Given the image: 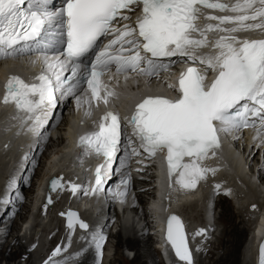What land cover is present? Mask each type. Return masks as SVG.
Instances as JSON below:
<instances>
[{
	"label": "snow or ice",
	"instance_id": "1",
	"mask_svg": "<svg viewBox=\"0 0 264 264\" xmlns=\"http://www.w3.org/2000/svg\"><path fill=\"white\" fill-rule=\"evenodd\" d=\"M24 2L0 0V54L6 57V47H12L21 37L27 39L38 35L46 20L59 17L61 23L66 22L68 63L82 57L101 36L112 31L111 25L118 16L128 20L129 17L121 10H131V5L142 4L136 28L124 25L122 30H116L117 39L99 53L91 66L87 84L92 98L103 99L105 103L112 93L101 97L99 78L110 63L115 62L117 72L136 70L146 63L147 68H140V71L151 75L167 67L159 62L160 58L177 55L191 58L195 49L206 45L207 31L227 33L214 43L213 47L218 49L214 56L199 60L217 72L210 83H206V74L189 67L180 74L176 98L147 97L136 106L130 118L142 146L150 155H155L157 150H166L169 176L178 173L176 183L183 188L194 189L198 181L205 178L206 172L215 171L202 167L200 162L220 146L219 133L249 126V116L264 120V39L240 40L233 35L264 28V23H247L264 20V0H258L259 7H256L257 0H243L242 3L238 0L231 7L226 3H210L209 0H66V7L58 13H49L41 6V0H36V10L25 12L21 7ZM198 4L236 15L208 16L206 19L216 20L218 24H209L201 31L195 24L199 18ZM196 31H200L203 38L194 39L192 33ZM117 43L121 45V52L130 54L110 55L107 49ZM124 44L130 47L125 49ZM141 51L146 55H141ZM44 60L47 63V57ZM52 66L63 69L65 63L57 60ZM78 68L79 64L72 67V76H76ZM37 79L39 83H28L18 76H11L3 97L5 104L14 102L17 109L29 114L27 120L33 121V131L42 126L44 121L41 116L46 117L47 109L55 103L51 80L43 75ZM56 81L58 86L63 83L59 75ZM237 106L240 110H236ZM109 119L111 123L106 124ZM119 127L118 114L106 113L101 118L99 131L87 138L88 145L97 153L112 157L119 141ZM186 157L188 160L185 162ZM101 182V169L97 167L95 185L99 186ZM52 186L55 188L56 183L53 182ZM68 215V226L72 228L71 218L76 214L70 212ZM79 226L82 229L89 227L84 222H80ZM167 238L176 255L191 264L183 226L176 216H171L168 221ZM94 239L97 249H101L106 237L100 235ZM60 251L57 248L53 255ZM261 264H264V245L261 246Z\"/></svg>",
	"mask_w": 264,
	"mask_h": 264
},
{
	"label": "bare ground",
	"instance_id": "2",
	"mask_svg": "<svg viewBox=\"0 0 264 264\" xmlns=\"http://www.w3.org/2000/svg\"><path fill=\"white\" fill-rule=\"evenodd\" d=\"M239 2L242 3L243 0H239ZM248 22H252V21H248ZM253 22H255V21H253ZM196 23L199 24L197 26V28L200 29L201 31H203V28L204 29L206 28V26H203L202 24H200V20H196ZM217 24H218V22H217ZM224 26L229 27L231 25H224ZM205 34L207 36V43L203 47L202 52H206L208 54H216L218 52V49L213 47L214 43L221 36L227 35V33L221 32L219 30H213V31H207ZM194 35H195L196 39H199L201 37L200 31H199V34L196 31L194 33ZM233 35H236L238 37V39L252 38V37L264 39V28L252 29L249 31H241V32L235 33ZM209 37H211V39H209ZM192 63H195V62H192ZM9 65L13 66L15 64L10 63ZM153 78H155V76H153V77L150 76L149 79H153ZM113 89L115 92L114 94H116V95L112 94L113 95V98H111L112 101L118 103V105H120V106L121 105L125 106V105H127V103H129L130 97L133 94V92L138 91V89H140V87L136 86V88L133 89L128 85V82L123 81L120 83L117 82L115 85V88H113ZM110 102H111V100H107V103L98 102L94 106H89L86 111H83V109L80 108V111H79L80 115L79 116L80 117L85 116L87 114V111H93L96 109L100 110L104 106L109 105ZM3 108H5V107L0 106V120L5 116V113L2 110ZM90 116L91 115L88 114L86 116V118H89ZM60 117H62V114L60 115ZM77 118H78V115H75V119H73L74 123L77 122V120H78ZM71 127L75 128V129L77 128L76 124L69 126L68 131H70V132H74V130H75V129H72ZM45 129H48V131H50L53 128L48 127ZM14 130H15V128L11 127L10 131L2 134V136L7 137L9 135V133H12ZM44 131H46V130H44ZM14 134H17V132H15ZM19 134H21V131L19 132ZM244 134L247 136L248 140L252 139L255 136V133L251 132V131H245ZM13 138H18V137H13ZM241 138L242 137H240V140H241ZM237 140H239V139H237ZM237 140H234L232 145L239 146V144H241V143H240V141L236 142ZM2 142L3 141L0 140V160H1L0 162H2V168H0V171H2V176H0V188L5 183V185L2 187V190L5 188V186H9L8 187L9 191L5 188L3 193H2V197L0 198V212L3 210V208H5L7 206L9 207V204L12 203L8 198L9 193H15L16 190H21V192H20V194H18V196H16V199H15V201L17 203H19L20 211H18V209H15L16 205L12 208L13 209V212L11 211L12 212V216H11L12 222H11L9 228L5 231V232L10 231L9 230L10 228L12 229V231L13 230L15 231L14 234H8V235H10V237H11L10 239H12V240H11V242H8L7 240L4 243H2V241L0 242V258H1L0 262H1V260H5V261H9L8 264H15L17 260L22 261V260L27 259V264H32L30 262L31 256H29V254L27 252H25L21 248V246L19 245L18 236L20 233V230H19L20 228H19L18 222H22V223L24 222L25 223V220H26V217H27V214L29 211V205L26 203V199H27V197H29V199L31 200L32 195L34 193H36L38 190V188H37V190H35L36 187H39L40 185L37 186L38 184L34 183L31 180L32 178H30L32 183H30V184L26 183L24 180H26V179L28 180L29 177H26L24 179L22 176V173H21L23 171L17 170V169L14 171L15 172L14 178L9 179V182H5L6 174L8 172V169L10 168L9 163H11L12 161L4 163V160L2 158H6V156H5L6 153H4V151L1 149V143ZM228 143H230L229 140H227V139L222 140V145L226 147V149H227L226 152H228L223 156V160L226 161L227 165L221 166L220 163L215 160V158H214L215 154L213 155L210 151L208 157L206 159H204L203 161H201L200 163L203 166H205V168H207V169L208 168L213 169L211 166H217V167H215L216 168V169H214L215 171L206 172L205 178L199 180L194 189L183 188V187H181V185L177 184L176 179L178 178V173H175L173 175V176H175V179L173 180V182L170 181V178L166 180L168 182L163 181V186H160L161 182H158L159 189H158L157 193H164L163 196L166 198L165 199L166 201L165 202L163 201L164 202L163 205L161 203V199L158 198V194H157L156 199H154L153 193L150 194V191H149V189H153V185H151V182L154 181L155 176L151 172H147V170L148 169L151 170V168H153V167L152 166H148L147 168L144 167L145 171L142 174V178L137 181V189H136V193L134 194V198H135V202L138 203V206L141 208L140 210H142V212H143V220L145 221V223H143V225H142L141 230H144V226L147 227L146 232H143L141 234H142L143 238H144V236H146L147 238L146 239L145 238L140 239L137 237V235H132L131 237L128 236L127 239L125 238L126 240L124 241V240H122L121 235H118L116 237L118 240L117 246L119 247V246L123 245L125 247H129L131 250L133 248L136 253H135V257L131 263H128L124 259L123 255H118L117 258H114L113 259L114 263L118 262V264H147V261H145V258H148L152 261L153 257H155L154 260H157V261L152 263V264L160 263L158 258H157V256H158L161 259L160 253L155 248L150 246L152 239H151L150 235L148 236V234H149V233H147L148 230L154 231V233L152 234L153 238L160 237V235H161L160 231H161L162 223H163L162 217L167 211L173 210L172 208H174L175 212H177V215H179L182 218V214H181L182 211L181 210L193 209V208L195 209L199 205H202V208H203V206L205 204H207L208 207H210L212 209H217V208L220 209L219 221L224 226L223 237L221 238L220 241L217 242V244L215 243L217 245V248L216 247L214 248V250L216 249V251L222 250V255H221V257H219V259L216 262H213L212 264H241V262L244 264H255L254 258L256 256V242L258 240L259 235L262 233V231L264 229V199H263V207L262 206L259 207L257 205V203L254 199L255 197H253V195L257 196V193H258V197L260 196L259 198H261V197L264 198V192H263L262 188L260 187V186H263L261 184H264V142H256L257 150H259V155L262 156L263 161H262L261 165L258 166L256 170H254V168L256 167V165L258 163L257 158H256V164H254V168L252 167V169L250 170V173H251L250 175L248 173L245 174V171H244L246 169L245 168V162L248 159L250 160V162L254 160V158H255L254 156H255V153H257L256 152L257 150L255 151V150H253V148L251 149V147L255 143L250 145L249 147L248 146H242V154H239V155L234 154V153H237L236 150L232 149L233 147L229 146ZM9 144H10V148L7 151L10 153L13 150V148L11 149V147L16 145L17 142H12V140H10ZM45 146H46V143H45ZM246 147H248L249 150L245 153ZM46 148H47V150H46ZM46 148L43 149L42 145H39L36 143L28 152H25L24 158H26L27 156L29 157L30 155H31V157H34V159L39 157L36 165H34L35 160L32 159L34 161L33 163L30 161L31 165L28 166V169L32 168V170H33L30 177L34 176V178L36 177V179H39L41 174H42L41 177H43V178L47 177L49 175L48 172H47L48 173L47 174L46 172L42 171V164H44V162H46V161L49 162L51 159V157H50L51 154L50 153L48 154V152L51 150H50L49 146L48 147L46 146ZM218 150L219 149H216L215 152H217ZM71 151H73L74 153L77 154L76 159L74 158V155L71 153ZM69 153L72 154V159H73V161L76 160V162L80 161V159L83 160L85 158L84 155L79 156L80 153H83L81 151V149L68 148L65 151L60 149L58 152L55 153L56 155H53V157L58 156L57 154H60L61 157H60L59 163H61V162L62 163L61 164L58 163L57 165H55V166H58V168L55 166L54 167L51 166L52 168L49 167L50 169H52V171L51 170L50 171L54 172L55 170H58L59 167L62 168V170H64V169L67 170V168H70V166L68 165V163L70 162L69 161ZM130 155H134V157L139 156V154H130ZM19 156H17V158L15 156V160L18 159ZM117 156L122 158L123 160L129 159L128 158L129 155H127V154L124 155L121 152H118ZM43 159H46V161H44ZM72 159H70V160H72ZM28 161H29V159L27 161L26 160L23 161L22 166L24 165V168H25V163L29 164ZM84 161L85 160L81 161L80 162L81 166L79 168H74L73 171H75V170L81 171L82 166H84L83 165ZM72 162H70V163H72ZM0 166H1V164H0ZM131 166H134V165H131ZM135 167H137V166H135ZM231 169H233V171ZM230 171L233 172L231 174L232 178L229 176L226 177V174H228V172H230ZM127 172L128 173L131 172V168H129L128 165H124L119 170L120 174H124ZM254 172H256V174H257V181L259 179V181H261L263 183H259V185L255 184L254 176H251L254 174ZM159 177H160V175H159ZM245 177L246 178L248 177V179H245ZM259 177H261V178H259ZM39 180H38V182H39ZM42 181H43V179H42ZM235 181H237V183L239 185ZM16 183H18V188L15 185ZM218 184H222V188L228 187V186H230V184H232V186L235 185L233 190H229V192H230L232 199L234 201H235V197H236V199H237L236 202H237L238 207H239V205H238L239 203L243 204V205L245 203L247 204V207L245 204L246 208L243 207L245 209V211H244V209H241L240 211L238 210L240 215L243 212L242 214L245 216L244 219H241L240 221H238L240 216H238L239 213L235 212V210H233L232 206L230 205L231 200L227 196L221 194L217 189H215V186H217ZM212 187L214 188L213 194H217L219 196L218 197L219 201L215 199L216 200L215 203H214L215 200H213V199L208 200L209 199L208 195H210V193L209 192L207 193V191H208L207 188L211 189ZM159 190H160V192H159ZM62 192H64L63 189L60 190L59 192L51 194L50 196H51V198L55 197L57 199H61V203H62L65 201V198H66L65 194L63 195ZM204 192H206V194H204ZM0 193H1V190H0ZM21 194H22V197L20 196ZM145 194H148V195L150 194V196H151L150 206L152 208L150 209V212H152V217L154 220L150 222V223H152L151 224L152 226H150V228H148V225H147V223L149 222L148 218L150 217V215H148V213L146 212L147 210L145 208H143V206L145 204V201H143V198H145L144 197ZM121 202H123V201H121ZM58 205L59 204L57 203L56 206L52 205V207H51L52 210H50V211H52V214L54 217H56V212L59 211ZM96 205H97V203H96ZM166 206H167V208L164 210V212L162 211V213H161L162 215L159 216L160 210H162V207H166ZM74 207H76L75 204L66 203L64 205V210H66L67 208H74ZM240 208H241V206H240ZM258 208H259V210H258ZM255 210H257V212H256L257 214H253L255 212ZM21 211H23V212H21ZM211 213L212 212H210V209L207 208L206 213H205L208 215L207 223H209L210 220L212 219ZM126 215L128 216L129 220H131L132 214H131L130 210H126ZM81 216H82V214H81ZM54 219H56V218H54ZM108 220L109 219L107 217H105L104 221L101 223V230L104 229V227L106 226V222ZM182 220H183V218H182ZM55 221L57 222V221H59V219H56ZM183 222H184V220H183ZM245 222H246V224H245L246 227L241 228L240 224L245 223ZM185 223H186L185 229H186V232L188 235L189 244H190V247L193 248V250H194V248L196 249V243L198 241L197 239H198V237H199V239L202 237L203 232L202 233L197 232V233L193 234L192 229H193V226H196V222L191 220V222L188 223V220H186V217H185ZM114 224H115V227H119L117 216H115ZM119 228L121 229V227H119ZM156 228L159 229L160 231L159 232L155 231ZM75 231L78 233L77 230H75ZM104 231H106V229ZM116 234H117L116 231L114 233L112 231L110 232V235L115 236ZM42 238L43 237H41V242L44 245L48 242L47 241L48 238L47 237H44V239H42ZM158 247L160 248V250L162 252V256L165 259V261L166 262L172 261V259L170 257V253L167 251L165 244L161 241L160 238H159V242H158ZM81 252H82V250L78 254H76L75 256H79V254H81ZM205 252H206V250H205ZM128 253H131V252H128ZM236 253H238V257L235 255ZM151 254L153 255V257L151 256ZM195 254H197L196 250H194L193 264H195V262H196ZM206 254L207 255L210 254V250L207 251ZM82 255L84 257H82ZM82 255L80 256L78 261H75L74 264H97V260H95L94 253L89 252V253H85ZM129 255H131V254H129ZM71 260H68L67 263L70 262ZM56 264H65V263L60 261V262H57Z\"/></svg>",
	"mask_w": 264,
	"mask_h": 264
},
{
	"label": "rangeland",
	"instance_id": "3",
	"mask_svg": "<svg viewBox=\"0 0 264 264\" xmlns=\"http://www.w3.org/2000/svg\"><path fill=\"white\" fill-rule=\"evenodd\" d=\"M256 7H259L258 0H257ZM255 22H259V23L263 22L264 23V20L258 19ZM162 73H163V71L162 72H159V71L158 72H155L152 75V77L153 76L156 77V76H158L159 74H162ZM68 119L69 120H73V119H75V116H73V117L71 116V118H68ZM60 121H63V115H62ZM60 124L61 123H59V125H57V126H50V127L53 128L50 131H48V132H50V136L47 137L44 142H42L41 144H39V145H42L43 146V149H45L46 146L47 147L49 146V148L51 150V151L48 152V154L49 153L51 154L50 155V157H51L50 161L47 162L46 159H43L46 162H44V164H42V171L43 172H46V173L47 172L49 173V172L52 171V169H50L49 167H51V166L54 167L55 165H57L59 163V160H60V157H61L60 154H57L58 156L53 157V155H56L55 153L58 152L60 149L63 150V145L61 144V140H62L61 137H62L63 132H62V129H61ZM46 130H48V129H46ZM238 141H240V143H241V140H237L236 142H238ZM45 143H46V146H45ZM228 144H229V146L233 147L232 149H235L236 150V152H237L236 155L242 154V146H244V145L239 144V146H235V145H232L230 143H228ZM252 148H253V150L256 151L257 150V144L252 145L251 149ZM46 150H47V148H46ZM248 150H249V148L246 147L245 153ZM256 152L257 153H255V156H254L255 158H254L253 161L250 162V160L248 159L245 162V168H246L244 170L245 171V174L246 173H248L249 175L251 174L250 173V170L252 169V167L254 168V164H256V158H257V162L258 163H257L256 167L254 168V170H256L257 167L261 165V163L263 161L262 160V156L259 155V150H257ZM4 153H6V155L4 154L6 156V158H2L4 160V163L11 162L12 161L11 162V165H12V163L15 161V158L14 159H11L9 157L10 156V153L8 151L7 152L4 151ZM132 157H133L132 155H129L128 161H133L132 160ZM28 159H29V161H28L29 164L25 163V168H24V165L23 166L22 165L19 166V169L18 170L23 171L21 173H22V176H23L24 179L26 177H29L28 180L27 179L24 180L26 183H29L30 184L33 181L34 183L38 184L37 186H39L40 183H41V181H42V179H43V177H41L42 174H41V176L39 178L40 180L39 179H36V177L34 178V176L33 177L32 176L30 177V175H31V173H32L33 170H32V168L31 169H28V166L31 165V162L32 163L34 162L33 160H35L34 165L37 164V161H38L39 157H37L36 159H34V157H31V155H30L29 157L27 156L26 158H24V160H26V161ZM61 163H59V164H61ZM0 164H1V168H2V162H0ZM130 164L131 165H137V164H134L132 162H130ZM55 167L58 168V166H55ZM144 167L147 168L148 166H144ZM129 168H130V166H129ZM148 170H150V169H148ZM0 176H2V171H0ZM251 176H254V182H255L256 185H259V183H263V182L259 181V179L257 181V174H256V172H254V174L251 175ZM30 178H32L31 179L32 181L30 180ZM259 178H261V177H259ZM9 179H11V175L9 177V175L6 174L5 182H9ZM245 179H248V177L247 178L245 177ZM38 180H39V182H38ZM15 185L18 188V183H16ZM151 185H154V181L151 182ZM261 185L264 186V184H261ZM263 186H260L262 188V190H264V187ZM8 187L9 186H5V188L9 191V188ZM37 188L38 187H36L35 190H37ZM149 191H150V194L153 193L154 188L153 189H149ZM20 192H21V190H16L15 193H9L8 194V198H9V200L12 203L9 204V207L8 206L5 207V210L10 215V218H11V215H12V212H13V209L12 208L15 205H16L15 206V209H18V211H20L19 203H17L15 201L16 196H18V194H20ZM150 194L149 195L148 194H145L144 195L145 198H143V201H146V199H151ZM20 196L22 197V194ZM1 197H2V194L0 195V198ZM208 197H210V195H208ZM218 197L219 196L217 194H213L211 196V199H213V200L216 199V200L219 201V198ZM253 197H255L254 199H255L257 205L259 207L260 206L263 207V199L264 198H262V197L259 198L260 196L258 197V193H257V196L253 195ZM133 198H134V196H133ZM33 199H34V195H32L31 200L29 199V197H27V199H26V203L29 205V211H28V214H27V217H26L27 224L29 225V227L26 228L25 230L21 231L19 233L18 238H19V245L21 246V248L25 252H27L29 254V256H31L30 262L32 264H37V261H38L39 257H41V254H40L39 251L45 249V254L46 255L47 254H50L49 253L50 249L48 247L52 246V244L58 238V236L60 234V231H59V225L55 221L54 216L52 214V211H50V210H52L51 209L52 206L50 207V209L49 208H43V207H41L39 205V203H37L35 205L36 201H35V199L34 200ZM216 200L214 201V203L216 202ZM236 201H237V199L235 197V201L232 199L231 200V203H230V205L232 206L233 210H235V212L239 213V211L241 209H244V208L247 207V204L246 203H245L246 204V207H245V204L243 205V204H240V203L238 204L239 205V207H238ZM57 203L59 204L58 206L60 207V205L62 204L61 203V199H57V198L54 199L53 202H52V205H55L56 206ZM135 205L137 206L138 203L135 202ZM199 206H197L195 209L193 208V209H186V210L183 209V210H181L182 211L181 214H182V218H183L184 222H185V217H186V220H188V223H190L191 220H192V221L196 222V226H200V225L203 226V224L200 223V220L202 219L201 216H202V210L204 211V207L202 208V205H199ZM240 206H241V208H240ZM211 210H212L211 211L212 212L211 213L212 214V219L214 218L213 219V222H215L214 223L215 224V228H206V230H204L205 232L203 231V235H202V237L200 238V240L198 242L199 245H198V250L196 251L197 254H195V257H196L195 258V260H196L195 264H209V263L212 264L213 262H216L219 259V257H221V255H222V250H218V251H216V249L214 250L215 247L217 248V245H216L217 242L220 241L221 238L223 237V229H224V226L219 221L220 209L217 208V209H211ZM258 210H259V208H258ZM244 211H245V209H244ZM21 212H23V211H21ZM146 212L148 213V215H150V217L148 218L149 222L147 221L148 222L147 224H152V223H150L151 221L154 220L153 217L151 216L152 215V212H149V211H146ZM256 212H257V210H255V212L253 214H257ZM242 213H241V215L243 217L240 215V213L238 214V216H240L238 221H240L241 219H244L245 218V216ZM131 214H132L131 215L132 225H130V226H124V227L123 226H120L121 229L119 227H115L114 220L112 218L111 219L108 218L109 220L106 222V226L100 232L101 235H103L104 237H106L105 242H104L102 248L101 249H97V247H96V240L94 239L93 242H91L90 245H88V246H86V247H84V248L81 249L82 252H81V254H79V256H75L72 259V261H71V262H73L72 264H74L75 261H78V259L80 258V256L82 254L89 253V252L90 253H94V257H95V260H97V264H118V262H116V263L113 262V259L114 258H117L118 255H123L124 259L128 263H131L132 260L135 257V253H136L135 250L133 248L131 250L129 247H126L128 251L126 250V252H124V253L121 254L120 253V246L119 247L117 246L118 240L116 238L118 235H121V238L124 241L127 239L128 236L131 237L132 235H137V237L140 238V239L143 238L142 234H140V231L142 229V225H143V223H145V221L143 220V212H142V210H138L137 207L136 208L133 207L132 210H131ZM19 223L20 222H18V224ZM245 224H246V222L240 224V227L241 228H243V227L245 228L246 227ZM50 227L52 229H48ZM134 227H135V229H134ZM105 229H106V231H104ZM9 230L10 231L5 232L3 234V236H2V238L0 239V241H2V243H4L6 240L8 242H11L12 239H10L11 237L8 234H14L15 231L14 230L12 231L11 228ZM144 230H145V226H144ZM111 231L113 233L116 231L117 234L115 236L114 235H110V232ZM149 235L150 234H148V236ZM41 237H43L42 239H44V237H47L48 238L47 239L48 242L43 245V243L41 242ZM150 237H153V235H150ZM144 238L146 239L147 237L144 236ZM81 240H84V239H80L79 241H81ZM84 241H86V240H84ZM150 246H151V243H150ZM205 250H206V252L210 250V254L207 255L206 252H205ZM128 252H131V253H128ZM129 254H131V255H129ZM235 255L238 257V253H236ZM151 256L153 257L152 254H151ZM82 257H84V256L82 255ZM157 258H158V260L160 262L158 264H163L161 262L160 257L157 256ZM154 259H155V257H153V259L151 261L150 259L145 258V261H147V264H152V263H154V262L157 261V260H154ZM8 263H9V261H5V260H1V262H0V264H8ZM15 264H27V259L22 260V261L17 260ZM241 264H244V263L241 262Z\"/></svg>",
	"mask_w": 264,
	"mask_h": 264
},
{
	"label": "water",
	"instance_id": "4",
	"mask_svg": "<svg viewBox=\"0 0 264 264\" xmlns=\"http://www.w3.org/2000/svg\"><path fill=\"white\" fill-rule=\"evenodd\" d=\"M53 182L56 183V187L55 188H53V186H52ZM61 189H62V183H61L59 178L52 177V178H50L47 181L46 192H45V195H44V205L47 208H50L52 206V200L50 198V195L54 194L56 192H59ZM70 212L76 214L74 217L71 218L72 224H73L72 228H75L76 230H78L80 232L86 231V229L80 228L79 224L82 221L80 220V218L78 216V213L76 211H74V210H70V211L66 212L65 218L63 220L64 228L67 229V230L72 229V228H69V226H68L69 219H70L68 213H70ZM171 216L178 217L180 222H181V224H182V226H183V233H184V236H185V242H186L187 248H188V250L190 252V255H191V264H192L193 263V251H192V248L190 247V244H189L188 235H187V232H186V229H185V223L183 222L182 218L179 215L174 214V213H170L164 218L162 240H163L164 244L166 245V247H167V249H168V251L170 253L171 258L174 261H176L179 264H188V261L181 260L176 255V252H175V249L172 246V243L167 238V236H168V221H169ZM262 245H264V229H263L262 233L259 235L258 240L256 242V256L254 258L255 264H261V246Z\"/></svg>",
	"mask_w": 264,
	"mask_h": 264
}]
</instances>
